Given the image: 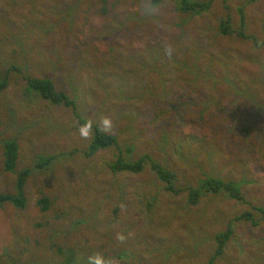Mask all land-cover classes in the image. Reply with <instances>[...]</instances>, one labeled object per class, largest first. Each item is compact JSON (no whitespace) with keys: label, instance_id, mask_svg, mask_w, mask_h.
Returning <instances> with one entry per match:
<instances>
[{"label":"rangeland","instance_id":"374dc122","mask_svg":"<svg viewBox=\"0 0 264 264\" xmlns=\"http://www.w3.org/2000/svg\"><path fill=\"white\" fill-rule=\"evenodd\" d=\"M89 1L0 0V76L10 83L0 94V190L14 193V174L57 156L33 171L42 182L26 186L28 209L0 206V264H64L58 247L76 250L69 264L106 254L109 264H208L230 221L252 205L264 209V44L253 39L264 42V0H196L210 4L202 13H180L173 0H109L116 7L107 16L97 0ZM120 20L126 28L118 31ZM222 21L235 32L223 34ZM108 32L112 44H103L104 54H116L109 60L91 40ZM72 47L82 52L74 57ZM58 56L67 62L56 71ZM151 57L165 64L152 74ZM71 74L89 121L100 114L112 121L106 132L119 138L128 161L149 155L174 171L179 195L165 191L150 164L139 174L107 170L119 149L90 159L62 156L85 149L90 137H81L71 109L26 95L24 77L50 78L70 95ZM4 138L18 141L25 161L6 174ZM200 169L235 183L246 200L204 192L190 204L186 189L200 188L206 178ZM41 188L51 199L47 212L35 206ZM252 216L234 223L215 264H264V223L252 226L259 213Z\"/></svg>","mask_w":264,"mask_h":264},{"label":"trees","instance_id":"16d2710c","mask_svg":"<svg viewBox=\"0 0 264 264\" xmlns=\"http://www.w3.org/2000/svg\"><path fill=\"white\" fill-rule=\"evenodd\" d=\"M38 1H42L43 4H46L47 0H32V3H36ZM92 1V0H91ZM89 1V2H91ZM164 0H151V2L153 4H160L162 3ZM175 5H176V9L178 12L180 13H194V12H205L208 10V8L210 7L209 3H203L200 1H196V0H173ZM255 1V0H252ZM98 4L101 6L100 11L103 12L104 16L107 15H112L114 14V11L111 13H108L110 9H115L116 5L115 3L110 7V2L109 0H97ZM91 5H88L86 7V9H89ZM110 7V8H109ZM108 8V9H107ZM123 10V8H122ZM240 12L242 14L241 17V30L239 31V36H243V32H244V28L246 27V17H245V11L243 8H240ZM117 13V12H116ZM119 15L121 14L120 12L118 13ZM75 17V13H73L71 15V20H73V18ZM86 18V15H85ZM124 22V20H120L118 21V26L115 27L117 28L118 31H120L123 27L126 28L125 25H122V23ZM263 28H264V23H263ZM220 31L225 34H231L234 33L235 31H233L232 26L230 21H222L221 25H220ZM112 33V32H111ZM114 34V33H112ZM244 36V37H248ZM243 37V38H244ZM251 38H253L250 35ZM111 38H113L110 34V32L108 33H104L101 37H91V40H93L94 42H99L100 44V48L99 50H96V52L100 55L103 56L105 59L109 60L110 58H112L113 56H115L116 54H112L111 57H106V55L104 54L106 51L107 56H108V49H106L104 47V43L105 42H109L112 44ZM255 41V44L257 45V47H260V45L264 44V42H258L257 39L253 38ZM86 42V41H85ZM87 43V42H86ZM105 48V50H104ZM110 49H113V47L110 45ZM72 51L74 53V57L79 55L82 51H78L75 47H72ZM115 51L120 52V49H115ZM149 56H151L150 52H149ZM58 60L56 62V66L58 70V68H60V66H65V63L67 62L64 59V56H58L57 57ZM64 61V62H62ZM155 61H161L155 63ZM157 65H155V64ZM85 64V63H84ZM106 66L110 67V64H105ZM117 65V64H116ZM118 66V65H117ZM165 66V64L163 63V61L159 58H155V57H151L148 64H147V70L150 71L149 73H153L156 71V67L159 68H163ZM119 67V66H118ZM12 70L14 72H18L21 73L23 69H21L20 67H13ZM9 73V72H8ZM26 79V85H25V91H26V95H28L29 97L33 98L34 100L40 99L41 102L47 101L52 105L55 106H59V107H66L68 109H71L74 116L78 118V123H77V127L80 128V126H82L85 122H88L89 119L85 116L86 112L85 110H87V105H85V103L82 102V95H81V91L80 88L76 87V83L74 81V79L77 81V77L76 75H69L70 78V84L73 87V92L72 94L68 95L67 92L64 91H59L57 90L55 83L53 82V80H51L50 78H36L30 75H25L24 77ZM9 77L8 75L2 77L0 76V94L5 92V90L8 88L9 86ZM122 85V84H121ZM125 86L123 88H121V90H124ZM123 94L120 93V97L119 100H124V98L122 97ZM139 97L141 98V95H139ZM42 99V100H41ZM126 100L129 101L131 100L130 97H126ZM81 104L82 107V114L80 113L79 109V104L78 102ZM81 110V109H80ZM262 116L259 117V119L261 121H263L264 123V117L263 119L261 118ZM102 118L101 114L97 115L96 117V121L93 124V128H92V134L90 136V140L89 143L87 145V147L85 149H73L69 152H64L62 153V156H74L77 155L79 153L82 154V156H84L87 159H90L94 156H97L96 154H102V153H107L111 148H116L119 149V155L116 159L115 162H112L109 164V166L107 167V170H109L110 172L114 173V174H126V173H132V174H139L141 173L145 166L147 164H150L151 170L155 172L156 176L158 177V179L164 183L165 185V191L167 192H171L174 195H179L182 190L178 189L177 187V176L176 173L174 171H172L171 169L165 167L163 164L160 163L159 160H154L151 156L149 155H143L140 159L134 161V162H130L127 160V158L123 155V151L119 148L120 146V141L119 138H117L116 136L112 135V133H107L105 131H101L96 125H97V121ZM1 144L4 150V166H3V171L5 172H15L17 165H18V161L20 162V166L22 162H25L24 159H22L21 154L20 155V159H19V143L17 140H10V139H2L1 140ZM4 145V146H3ZM109 148V149H108ZM128 149L130 150L131 148L128 147ZM103 151V152H101ZM101 152V153H99ZM57 158V156L53 155L48 157L47 159L42 160L40 163L36 164L34 168H29V169H23L21 170L18 174H14L16 176V187H15V193H3L0 192V206L5 205L6 203H10L11 205L15 206L16 208L20 209V210H26L28 209L29 205L31 204V200L28 199L26 192H25V188L28 185V183H30L31 181H35V182H39L41 181L40 179H36L32 176L33 171L36 170H42L45 168H48L51 163L53 161H55V159ZM201 172H204L202 169H200ZM126 172V173H124ZM206 178H204V180L202 181L201 187L198 189H193V188H189L186 189L187 191L190 192L189 195V203L192 205H196L199 203L202 193L206 192V193H212L214 195H224L226 198L232 199V200H237L240 202H244L245 196L242 193L241 189L239 187H237V185L231 181H224L222 179H213L210 178L207 174L206 171L204 172ZM128 175V174H127ZM42 182V181H41ZM44 188L40 189V193H41V197L37 200V202H35V206L39 207L41 212H47V210L50 208L51 206V199L48 195H46V193L43 190ZM185 190V191H186ZM123 191V190H122ZM184 191V192H185ZM121 192V191H120ZM150 205L151 203L147 204V208L150 210ZM134 208V210H139L138 207H129ZM117 210V209H116ZM259 213V219L252 221V226L257 227L261 222L264 223V209L256 206V205H252V210H248V211H244L242 212L240 215H238L233 221H230L228 223V228L227 230L219 233L216 237V249H215V253L211 256V258L209 259L208 264H215L216 261L221 258L226 250V246L227 244L231 241V239L233 238V234H234V223L236 222H241L242 220H245V217H248V219L251 221L253 219L252 215H255V213ZM66 219L69 218V216L65 215L64 216ZM256 217V216H255ZM71 223L72 219H68L65 220ZM80 223V222H79ZM79 223L77 221H75V223L73 222L74 226H76L77 228L79 227ZM58 251L61 254H64V252L67 255V258L65 260L64 264H69L71 262H73L75 260V254H76V250L73 248H70V251L68 250V252L65 251V249L58 247ZM102 256V255H100ZM107 258H104V256H102L105 260L108 259L109 254H106Z\"/></svg>","mask_w":264,"mask_h":264},{"label":"clouds","instance_id":"9594fccd","mask_svg":"<svg viewBox=\"0 0 264 264\" xmlns=\"http://www.w3.org/2000/svg\"><path fill=\"white\" fill-rule=\"evenodd\" d=\"M96 126L101 131L106 132V131L111 129L112 121L107 117H102L97 121ZM92 128H93V124L91 121L85 122L82 126H80L79 133H80L81 137H83L85 139L89 138L92 134ZM89 264H109V262L106 261L102 256L97 255V256L89 258Z\"/></svg>","mask_w":264,"mask_h":264},{"label":"flooded vegetation","instance_id":"af4514ba","mask_svg":"<svg viewBox=\"0 0 264 264\" xmlns=\"http://www.w3.org/2000/svg\"><path fill=\"white\" fill-rule=\"evenodd\" d=\"M80 155H82L81 153H79ZM15 187H16V184H15ZM0 192H3V193H9V192H5V191H1L0 190ZM15 193V192H14ZM14 193H12V194H14Z\"/></svg>","mask_w":264,"mask_h":264}]
</instances>
